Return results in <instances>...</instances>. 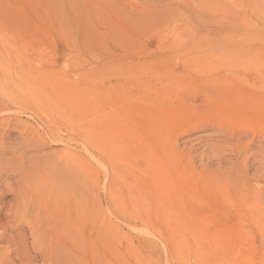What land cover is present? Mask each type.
I'll return each mask as SVG.
<instances>
[{
  "label": "rangeland",
  "instance_id": "rangeland-1",
  "mask_svg": "<svg viewBox=\"0 0 264 264\" xmlns=\"http://www.w3.org/2000/svg\"><path fill=\"white\" fill-rule=\"evenodd\" d=\"M0 23L24 66L114 65V207L72 216L83 264H264V0H0Z\"/></svg>",
  "mask_w": 264,
  "mask_h": 264
},
{
  "label": "bare ground",
  "instance_id": "bare-ground-1",
  "mask_svg": "<svg viewBox=\"0 0 264 264\" xmlns=\"http://www.w3.org/2000/svg\"><path fill=\"white\" fill-rule=\"evenodd\" d=\"M68 56L78 62L24 66L16 37L6 46L0 27V264H83L82 237L70 229L72 216L97 200L114 207V65L102 66L106 80H86L83 53ZM103 58L97 64L109 59ZM45 144L63 148L43 154ZM101 161L102 171L96 166ZM146 187L135 181L127 188L129 198L135 201L138 194L151 203ZM92 222L97 226L100 218ZM47 234L59 240L61 256L51 241L37 242ZM212 239L227 248L217 233Z\"/></svg>",
  "mask_w": 264,
  "mask_h": 264
}]
</instances>
